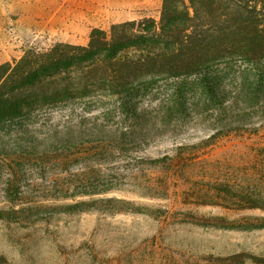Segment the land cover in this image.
<instances>
[{
  "label": "rangeland",
  "instance_id": "374dc122",
  "mask_svg": "<svg viewBox=\"0 0 264 264\" xmlns=\"http://www.w3.org/2000/svg\"><path fill=\"white\" fill-rule=\"evenodd\" d=\"M162 7L145 13L154 34ZM26 41L24 52L22 32L0 47V64L68 43ZM159 88L135 102L155 107L174 83ZM83 108L0 123V264H264V210L231 206L226 193L231 182L260 186L250 148L264 145V128L215 142L211 119L189 109L163 127L148 115L77 118Z\"/></svg>",
  "mask_w": 264,
  "mask_h": 264
},
{
  "label": "trees",
  "instance_id": "16d2710c",
  "mask_svg": "<svg viewBox=\"0 0 264 264\" xmlns=\"http://www.w3.org/2000/svg\"><path fill=\"white\" fill-rule=\"evenodd\" d=\"M153 32L152 24L124 37L94 29L87 45L32 48L1 63L0 123L83 102L80 119L148 115L163 127L189 109L211 119L215 142L264 128V0H163ZM162 82L174 88L155 107L135 102L141 91L159 93ZM250 149L260 186L231 182L226 193L236 200L228 203L264 210V145Z\"/></svg>",
  "mask_w": 264,
  "mask_h": 264
},
{
  "label": "crops",
  "instance_id": "0c3cea01",
  "mask_svg": "<svg viewBox=\"0 0 264 264\" xmlns=\"http://www.w3.org/2000/svg\"><path fill=\"white\" fill-rule=\"evenodd\" d=\"M157 0H0V47L26 36H48L56 41L86 45L94 29L110 26L121 31H145L146 11ZM160 0H158L159 2ZM125 28V30H124Z\"/></svg>",
  "mask_w": 264,
  "mask_h": 264
}]
</instances>
